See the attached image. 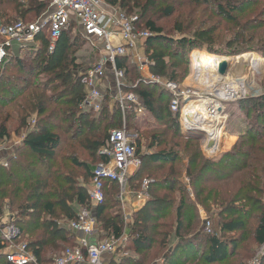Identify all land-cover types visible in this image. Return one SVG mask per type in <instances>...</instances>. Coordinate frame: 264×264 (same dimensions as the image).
Listing matches in <instances>:
<instances>
[{"label": "rangeland", "instance_id": "obj_1", "mask_svg": "<svg viewBox=\"0 0 264 264\" xmlns=\"http://www.w3.org/2000/svg\"><path fill=\"white\" fill-rule=\"evenodd\" d=\"M229 3L240 10L229 14L224 10ZM246 3L250 5L244 6ZM166 6L168 5L158 2L147 19L161 30L162 37L166 39L163 53L170 69L167 73L160 74L151 69L148 62L146 72L139 74V78L131 82L132 86L136 84L140 89L152 87L155 100L160 91L165 92V100L157 101L156 107L161 110H157L154 115H150L147 110L143 116L132 114L131 118L136 121L135 130L128 128L126 113L121 120V124L124 121L127 129L137 135L139 150L136 157L140 163L128 171L121 184L117 183L113 198H108L107 194L105 197L108 203L103 222L112 217L122 231L110 264H135L134 261L141 259L133 252L129 240L138 215L142 216L140 222L143 225L156 227L150 235L169 234L164 240V235L155 236V245L143 264H167V255L180 241V237L173 233V225L175 208L181 201L189 205L187 214L194 220L193 228L188 233L195 239L193 247L197 248L196 257L208 253L206 241L215 236L226 244H236L233 251L231 247L228 248V260L216 264H264V245L258 246L253 241V229L259 215L264 213V194H259L264 191V0H206L201 1L199 6L175 9L170 16H164L162 9ZM136 11L138 12L135 9ZM71 30L72 38L77 36L74 38L76 45L71 51L72 56L81 65L78 73L83 75L98 60L96 47L82 38L76 23H73ZM195 33L199 36L204 34L205 39L196 38ZM178 41L195 43L199 49L192 51L188 48L190 46L178 45ZM16 51L14 50V54ZM26 51L25 49L18 54L20 59H25ZM137 54L143 61H147L145 43L138 48ZM248 54L256 67L241 69L230 61L226 63L225 75L215 74V77H225L227 74L235 76L234 83L229 88L230 93H224V84L206 79L208 71L202 66L204 56L226 57L230 60ZM194 57H199L198 64L193 60ZM172 58H175V62ZM127 61L131 64L129 59ZM173 63L177 65L175 68H171ZM217 72L219 73L218 70ZM3 75L28 80L33 84L44 83L49 87L47 94L51 95L64 89L62 84H51L49 76L34 72V77L30 78L15 66L6 68ZM111 78L110 76V82ZM150 78L158 83H151ZM168 82L175 84L177 97L160 86ZM19 85L24 86L21 82ZM154 88L158 89L155 91ZM28 92L13 100L9 95L0 93L4 100L0 107V123L7 121V144L13 148V152L18 150L24 134L34 126L32 122L36 120V115L32 112H23V98ZM174 98L178 100L176 111L171 109ZM197 98L213 99L216 104L221 105L219 127L212 128L214 132H207L210 131L207 130L209 128L202 129L199 123L192 124V128L184 125L187 117L184 106L188 100ZM110 104L116 105L111 99ZM114 129L118 128H110V132ZM15 141L19 143L15 145ZM106 148L107 146L98 150H83L79 153L78 160L86 161L91 172L100 164L98 157ZM197 150L202 159L208 162L202 172L199 171L202 163H195L194 160ZM169 152L177 156L175 162L154 163L151 160L154 155ZM245 152H252L248 154L251 156L250 160L243 156L246 155ZM26 153L23 151L21 154ZM30 158L31 155L28 154L27 159ZM248 167L253 168V172ZM240 168L242 170L239 171ZM72 174L84 176L82 171L76 169L72 170ZM85 178H79V183L86 187L87 195L91 182ZM70 204L76 212L79 211L80 208L74 202ZM242 211L248 215L244 218V230L230 234L219 231L221 218L228 219L234 212L241 214ZM2 216L7 219L14 216L17 219L15 209L9 210L8 207H4L0 217ZM58 219L59 224L66 227L65 219L62 216ZM163 227H168V230ZM108 233L99 220L94 236L100 242L115 239L112 230ZM24 239L23 236L20 241L24 242ZM70 242H73L72 239ZM71 246L69 243L63 248ZM198 261L199 259L192 260L190 264H202L197 263Z\"/></svg>", "mask_w": 264, "mask_h": 264}, {"label": "trees", "instance_id": "obj_2", "mask_svg": "<svg viewBox=\"0 0 264 264\" xmlns=\"http://www.w3.org/2000/svg\"><path fill=\"white\" fill-rule=\"evenodd\" d=\"M201 1L206 0H106L107 4L116 7L126 16H137L139 27L152 33V37L145 42L146 56L151 64V69L160 74H165L170 69V65L168 66L166 63L165 53H163L165 48L163 44L166 39L162 37L161 30L147 19L150 12L156 8L158 2H163L168 5L162 9L164 16H170L175 12V9L178 10L184 6L189 8L199 6ZM49 5L50 2L47 0H0V25H10L17 21L33 23L49 9ZM246 5H250V3L244 4V6ZM135 9L138 12H135ZM224 10L230 14L240 9L230 4L226 5ZM71 35L72 30L64 33L55 43L54 50L49 52L50 39L47 33L43 32L37 37L42 43L41 47L29 46L21 50L16 49V54L3 69L4 71L6 68L15 66L30 78L34 77V72H39L42 76H49L51 84L55 82L64 86V89L56 95L47 94L49 87L44 83L33 84L28 80H21L12 76L6 77L3 72L0 75V93L9 95L12 100L21 98L30 90L23 98L25 104L23 112L24 114L32 112L36 115L34 126L24 134L18 150L12 151L13 157L8 161L7 167L0 165V215L3 213L4 207H8L9 210L15 209L17 214L15 225L20 229L21 237L24 236L27 250L33 254L37 264H54V258L66 249L63 248L64 245L70 243L72 244L70 248L75 247L74 234L58 222L59 216H62L66 222L76 219L77 212L71 207V202L79 207H92L96 226L100 220L107 234L112 230L115 239H119L122 235L121 228L115 224L114 218H108L106 222H103L106 219L105 213L108 203L105 199L106 194L108 198H113L117 182L104 181V201L100 205L92 206L86 195V187L79 183V178L84 179L85 177L90 183L92 171L90 172L86 161L78 160L79 153L83 150L90 149L92 151L107 146L110 128L121 127L122 114L116 105L110 104L108 97L104 99L102 108L97 113L81 109V104L85 98V77L78 73L81 65H78L75 57L72 56L73 52L71 51L76 45L74 38L77 36L72 38ZM203 35L199 36L195 33L198 39H205ZM177 44L190 46L188 48L192 51L199 49L198 45L187 41H178ZM158 46H160L159 49ZM25 49L27 53L25 52V59L23 60L19 58L18 54H21ZM198 58H193L197 64L200 62H198ZM127 60L117 58L116 65L118 69L125 71V82L131 85V82L139 78V73ZM172 60L175 62V58ZM176 66L173 63L171 68ZM134 74L135 77L132 76ZM19 82L23 83L24 86L21 87ZM151 89L152 87L149 86L144 89L136 86L127 91L138 94L144 101L147 112L154 115L157 110H161V108L156 107L157 101H164L166 94L160 91L155 100ZM154 89L156 91L158 88ZM3 101L0 97V107H2ZM132 114L135 112L126 111L127 125L128 128L135 130L136 121L131 118ZM6 122L5 120L0 123V145L6 144L8 140L9 133ZM138 150L139 140L136 155ZM23 151L27 153L21 154ZM28 154L31 155L30 159H27ZM245 154L243 156L250 160L251 156L248 154H252V152H245ZM194 157L195 163H202L199 171H204L205 163L208 162L202 159L198 150L195 151ZM98 158L100 164L108 161L104 155H99ZM151 160L154 163L160 161L175 162L177 156L171 152L160 153L152 156ZM75 169L82 171L84 176L73 175L72 170ZM248 170L253 172L251 167ZM187 175H190L189 171ZM259 194H264V191L259 192ZM245 199L246 196H244ZM188 209L189 205L184 201H181L175 208L173 233L180 237V241L167 255L166 263L190 264L195 259H199L197 263L202 264L227 261L230 254L228 248L231 247V251H233L236 244H226L215 236L206 241L208 253L196 257L197 248L193 247L195 239L188 233L193 228L194 220L187 214ZM231 216L228 219H220V232L230 234L245 229L246 221L244 218L248 216L246 212L242 211L241 214L234 212ZM141 219V215L136 217L133 225L134 232L129 238L133 252L141 258L134 261L135 264L145 263L148 252L155 245V236L164 235V240L169 235L167 232L158 233L155 236L150 235L156 227L143 225L140 222ZM163 228L168 230V227ZM182 235L189 236L183 238ZM71 239L72 243L70 242ZM253 241L258 246L264 245V213L259 215L257 224L253 229ZM1 243L0 234V250L4 248ZM0 264H9L2 255H0Z\"/></svg>", "mask_w": 264, "mask_h": 264}, {"label": "built area", "instance_id": "obj_3", "mask_svg": "<svg viewBox=\"0 0 264 264\" xmlns=\"http://www.w3.org/2000/svg\"><path fill=\"white\" fill-rule=\"evenodd\" d=\"M47 1L50 2L49 9L35 22L17 21L0 26V75L5 65L14 57V50L29 46L41 47L42 43L37 37L46 32L50 39L48 51L52 52L55 43L71 30V23L74 22L79 26L82 38L95 45L98 55L97 62L83 73L85 98L81 109L97 113L101 110L104 99L108 97L119 108L123 119L126 111H134L136 115L143 116L146 110L144 101L135 92L127 91L135 88L136 84L132 86L125 82V71L117 68L116 60L129 59L139 74L146 72L149 61H143L137 51L152 37V33L139 28L137 16H126L117 8H111L106 0ZM149 80L151 83H158L154 78ZM160 86L177 97L174 83L168 82ZM171 104L172 111H176L178 100L172 99ZM18 143L19 141H15V145ZM137 147V135L127 129L124 121L120 128L110 132L107 148L100 153L108 161L98 164L92 170V180L87 190L92 206L100 205L104 201V181L121 184L128 171L139 165ZM12 149L7 143L0 145V155H3L0 165L7 167L8 161L13 157ZM146 185L147 182L144 186ZM2 219L0 234L1 244L4 246L2 254L6 261L9 264H37L33 254L27 251L26 243L20 241L22 234L15 225L14 216L5 221ZM95 226L92 207H81L76 219L66 222L71 233L79 237L78 243L55 257L54 264H109V261L104 260L107 256L111 257V263L117 239L98 241L94 236Z\"/></svg>", "mask_w": 264, "mask_h": 264}, {"label": "bare ground", "instance_id": "obj_4", "mask_svg": "<svg viewBox=\"0 0 264 264\" xmlns=\"http://www.w3.org/2000/svg\"><path fill=\"white\" fill-rule=\"evenodd\" d=\"M230 61L234 62L235 66L240 67L241 69H247L249 67H256V65H253L254 61L252 62L249 54L234 57V58H231L230 60L226 57L204 56L202 60V66L204 67V70L208 71L206 73V79L209 80V82L217 81V82H220L221 84H224L225 85L224 93H230L229 88H230V85L234 83L235 76H233L232 74L231 75L227 74L225 77H222L226 73L222 75L218 73L217 70L221 67V65L226 64V63L228 64L230 63ZM215 74H220L222 76L219 75L215 77ZM184 110L187 114L186 121H185L186 123H184V125L187 128H190V127L192 128V124L199 123L198 125L202 129L209 128L207 130H210V131H207V132H214L212 131V128L216 127L217 129L219 127V120H220L219 112L222 110V107L221 105L216 104V101H213V99H208V100H205L204 98L190 99L186 102L184 106ZM208 134L210 135V133Z\"/></svg>", "mask_w": 264, "mask_h": 264}, {"label": "crops", "instance_id": "obj_5", "mask_svg": "<svg viewBox=\"0 0 264 264\" xmlns=\"http://www.w3.org/2000/svg\"><path fill=\"white\" fill-rule=\"evenodd\" d=\"M80 30V29H79ZM97 62V61H96ZM9 155H7V157H8ZM3 157V155H0V159ZM9 159V158H8ZM78 208H81V207H79V206H77ZM129 208V207H128ZM3 218V219H2ZM0 219H2V220H6L7 218H5V216L3 217H0ZM66 221H64V223H65ZM73 237L75 238V244H77L78 243V239H79V237H77V236H74L73 235ZM95 239H97L96 237H95ZM4 252V249H2V250H0V255H2L3 256V253ZM105 262H107V261H109V264H110V260H111V257L110 256H107L105 259Z\"/></svg>", "mask_w": 264, "mask_h": 264}, {"label": "water", "instance_id": "obj_6", "mask_svg": "<svg viewBox=\"0 0 264 264\" xmlns=\"http://www.w3.org/2000/svg\"><path fill=\"white\" fill-rule=\"evenodd\" d=\"M225 69H226V64H223V65H221V67L218 69V71H219V73L220 74H224V72H225Z\"/></svg>", "mask_w": 264, "mask_h": 264}]
</instances>
